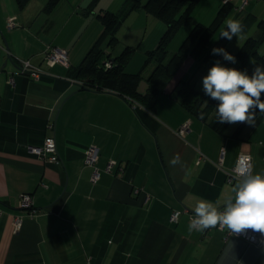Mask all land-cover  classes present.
Segmentation results:
<instances>
[{
	"label": "crops",
	"instance_id": "crops-1",
	"mask_svg": "<svg viewBox=\"0 0 264 264\" xmlns=\"http://www.w3.org/2000/svg\"><path fill=\"white\" fill-rule=\"evenodd\" d=\"M111 1L114 7L105 4ZM240 1L231 0L230 13L235 10L242 29H254L250 36L258 37L264 33V0H248L242 10ZM123 6L124 0H28L24 6L0 0V264H264V249L241 236L189 231V212L199 200L222 208L234 195L235 181L226 180V171L241 149L252 156L253 174H264V114L252 125L229 123L220 131L209 123L215 110L201 119L176 95L183 82L196 87L198 69L213 66L216 47L210 48V41L230 13L147 108L113 89L81 88L80 80L88 76L74 72L103 31L98 14ZM10 16L17 25L9 28ZM126 18L132 24L123 37L116 32L119 41L111 52L116 56L125 46L136 47L125 71H142L138 90L143 93L154 64L143 67L142 57L157 45L166 25L143 9ZM178 31L168 43V56L187 36ZM244 41L227 52H236ZM47 44L66 49L69 66L47 65ZM263 46L264 39L257 49L264 57ZM235 58L222 65L238 69ZM252 59L241 71L247 73ZM20 60L50 74L36 79L20 72ZM48 121L54 123L61 163L45 162L27 149L43 142ZM187 121L182 136L178 130ZM89 144L99 149L96 182L90 179L93 167L84 163ZM177 156L180 163L172 165ZM111 160L115 164L107 171ZM23 192L32 195L33 215L18 206ZM173 210L181 211L177 221L170 220ZM15 216L22 218L17 231Z\"/></svg>",
	"mask_w": 264,
	"mask_h": 264
},
{
	"label": "trees",
	"instance_id": "trees-1",
	"mask_svg": "<svg viewBox=\"0 0 264 264\" xmlns=\"http://www.w3.org/2000/svg\"><path fill=\"white\" fill-rule=\"evenodd\" d=\"M27 1L18 0L20 6H24ZM198 2L199 0H124V6L120 11H103L98 14L103 24V31L81 63L74 68L76 76H88V80H80L79 86L86 88L90 84L91 86L96 85L98 88L113 89L129 97L136 105L139 104L147 108L152 107L157 95L164 91L165 86L181 67L187 55L194 48L201 47L210 41L215 31L222 25L233 8L231 1L222 2L216 17L208 25H204L199 21L195 23L193 21L192 10ZM139 9H143L147 14L163 21L166 25L157 45L146 52L143 67L149 63H153L154 67L150 74L145 77L148 88L143 93L138 90L139 83L144 78L142 71L137 73L125 71L126 64L136 47L125 46L116 56H112L111 52V48L119 41L116 32L123 21L131 11ZM188 25H191V28L187 36L183 39L179 48L171 56H168L169 41L180 27ZM260 26L264 30V24L260 23ZM105 39H107V46H102ZM263 39L264 33L258 37L249 36L239 50L234 53L230 52L240 61L237 70L241 71L242 67L252 58L264 63V57L257 50ZM111 58H113L111 66L106 67L104 61L111 60ZM213 58L214 63L219 61L221 65L227 61L220 54H215ZM176 95L192 113L199 117L203 113V118H207L215 110L209 123L217 130L223 131L229 124L218 121L215 109L218 101L211 99L194 85L183 82ZM261 98L264 100V94ZM263 114L259 110H254V122L260 120Z\"/></svg>",
	"mask_w": 264,
	"mask_h": 264
},
{
	"label": "clouds",
	"instance_id": "clouds-1",
	"mask_svg": "<svg viewBox=\"0 0 264 264\" xmlns=\"http://www.w3.org/2000/svg\"><path fill=\"white\" fill-rule=\"evenodd\" d=\"M227 30L221 37L231 40L242 32L238 20H227ZM212 53L220 54L227 61L236 62V58L223 48H213ZM203 91L211 99L218 101L216 114L220 123L254 122V110L264 113V66H257L251 76L246 72L229 68L216 61L202 80ZM200 118L203 119V113ZM170 163H180L179 157ZM251 156L241 154L234 167V194L227 198L222 208L212 202L201 199L194 207V215L189 223V231L203 232L209 228L227 229L232 235L245 230L264 235V174L252 172Z\"/></svg>",
	"mask_w": 264,
	"mask_h": 264
},
{
	"label": "built area",
	"instance_id": "built-area-1",
	"mask_svg": "<svg viewBox=\"0 0 264 264\" xmlns=\"http://www.w3.org/2000/svg\"><path fill=\"white\" fill-rule=\"evenodd\" d=\"M231 0H222V2H230ZM248 2V0H241L240 4L238 5V9H242L243 6ZM17 23L14 19L13 16H10L7 20V26L14 27L16 26ZM45 53V62L49 66H53L57 63L63 65V66H69V58H68V52L64 48H60L58 46L52 45V44H47L44 49ZM111 60H106L104 61V65L106 67L111 66ZM19 71L23 73H29L33 78L39 79L41 78L42 75L45 74H50L48 71L42 69L41 67L32 64L29 60H20V65H19ZM81 83V82H80ZM47 129L49 133L45 136L43 142L39 145H30L28 146V152L37 155L40 159H42L45 162H50V163H61V160L59 158L58 152H57V147H56V141H55V136H54V123L52 121L47 122ZM189 122L183 123L179 130L178 133L180 135H184L186 130L188 129ZM245 154L251 156L250 152L245 149H241L238 154L237 158L239 155ZM99 156V149L95 144H89L87 148L84 150V163L88 166L93 167L92 174L90 179L92 182H96L99 178L100 175V170L96 166V162L98 160ZM236 158V160H237ZM223 162V155L220 157L219 164L222 165ZM251 163H252V156H251ZM115 164L114 160H111L107 166L106 170L110 171L112 165ZM234 167L235 165L231 168V170L226 171V180L229 183H232L235 181L234 176ZM135 191H138L136 188ZM147 198V197H146ZM18 206L20 208L27 209L29 212V215H33L36 212V209L34 208L33 204V199L32 195L28 192H23L20 193L18 196ZM181 211L180 210H173L170 215V220L172 221H177L178 217L180 215ZM194 212H189V217L190 220L193 218ZM22 224V218L20 216H15L13 218V225H14V230H19ZM209 229H218L217 228H209ZM206 229V230H209ZM224 235L227 237L229 235H232L227 229L221 230ZM238 236H241L248 240L250 243L256 245L257 247H260L264 249V235H262L259 232L252 231L251 229L245 230L244 232L240 233Z\"/></svg>",
	"mask_w": 264,
	"mask_h": 264
},
{
	"label": "rangeland",
	"instance_id": "rangeland-1",
	"mask_svg": "<svg viewBox=\"0 0 264 264\" xmlns=\"http://www.w3.org/2000/svg\"><path fill=\"white\" fill-rule=\"evenodd\" d=\"M104 1H102L103 3ZM222 0H200L197 5L195 6V8L193 9L192 15L194 17V23L197 21H202L205 25L209 24L212 19L215 17L216 12L218 10L219 5L221 4ZM239 0H235V4L238 3ZM104 4V3H103ZM106 5L110 6V7H114L115 4H113V2H105ZM152 17V16H151ZM236 16V11L233 10L230 15L228 16L227 20H235ZM226 21L224 22V24L220 27V29L216 32V34L214 35V37L212 38V40L210 41V48L212 47H216V48H222L223 46L227 47L228 49H225L226 51H235L240 44L245 40V38H247L248 36L253 34V30H247V29H243L242 32L238 35V37L233 36V38L229 41L226 38H221L222 40H220V35L223 31H225L227 25H226ZM132 24V21L129 18H126L125 21L123 22V24L120 26L119 30H118V37H123L125 35V32H127V28L129 27V25ZM189 26H183L182 28H180V30L178 31L179 35L184 33V37L187 35V30H188ZM191 27V26H190ZM131 29V28H129ZM127 30V31H126ZM124 33V34H123ZM184 39V38H183ZM182 39V40H183ZM125 45V44H124ZM230 49V50H229ZM262 52H264V46L261 49ZM138 52V50H136ZM139 53H137L138 56ZM142 59L145 61L144 56L142 57ZM228 62V61H227ZM252 63H250V65H248V69H247V74L248 73H253L251 71H254V68L259 66L258 61L253 60L251 61ZM150 65V64H148ZM147 65V66H148ZM146 66V67H147ZM145 67V68H146ZM226 67L232 68L233 65H228V63H226ZM145 68H143L145 71ZM208 74V68L205 66L204 68H200L195 72V75L193 76V79L196 81V87L199 89H203V84H202V80L203 77L206 76ZM232 127L234 126L231 125ZM230 127V128H232Z\"/></svg>",
	"mask_w": 264,
	"mask_h": 264
},
{
	"label": "water",
	"instance_id": "water-1",
	"mask_svg": "<svg viewBox=\"0 0 264 264\" xmlns=\"http://www.w3.org/2000/svg\"><path fill=\"white\" fill-rule=\"evenodd\" d=\"M111 61H113V58H111Z\"/></svg>",
	"mask_w": 264,
	"mask_h": 264
}]
</instances>
